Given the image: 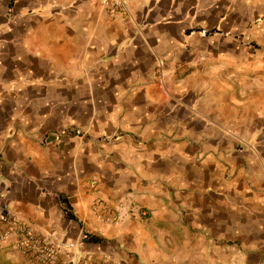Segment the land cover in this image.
Returning <instances> with one entry per match:
<instances>
[{"label": "crops", "instance_id": "1", "mask_svg": "<svg viewBox=\"0 0 264 264\" xmlns=\"http://www.w3.org/2000/svg\"><path fill=\"white\" fill-rule=\"evenodd\" d=\"M0 209L101 261L264 264V0H0Z\"/></svg>", "mask_w": 264, "mask_h": 264}, {"label": "built area", "instance_id": "2", "mask_svg": "<svg viewBox=\"0 0 264 264\" xmlns=\"http://www.w3.org/2000/svg\"><path fill=\"white\" fill-rule=\"evenodd\" d=\"M102 4L110 12L127 14L130 10V0H102ZM164 75L165 68L161 63L157 76ZM130 207L127 211L122 208L114 209L103 200H96L93 210L102 223L115 225L120 224L127 216L147 215L145 210L137 206ZM11 240L15 250L28 264H123L111 259L101 261L83 254L77 241L62 240L55 232H38L17 214L0 209V252Z\"/></svg>", "mask_w": 264, "mask_h": 264}, {"label": "trees", "instance_id": "3", "mask_svg": "<svg viewBox=\"0 0 264 264\" xmlns=\"http://www.w3.org/2000/svg\"><path fill=\"white\" fill-rule=\"evenodd\" d=\"M83 242L100 243V242H102V239L100 237L93 235L89 231H86V232H84Z\"/></svg>", "mask_w": 264, "mask_h": 264}, {"label": "rangeland", "instance_id": "4", "mask_svg": "<svg viewBox=\"0 0 264 264\" xmlns=\"http://www.w3.org/2000/svg\"><path fill=\"white\" fill-rule=\"evenodd\" d=\"M157 81L162 87H166V76L164 75L163 77H158L157 76Z\"/></svg>", "mask_w": 264, "mask_h": 264}]
</instances>
